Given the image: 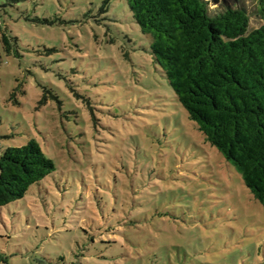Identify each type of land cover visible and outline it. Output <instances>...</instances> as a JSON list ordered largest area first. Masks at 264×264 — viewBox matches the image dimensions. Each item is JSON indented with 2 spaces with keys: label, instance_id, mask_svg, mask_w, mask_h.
Wrapping results in <instances>:
<instances>
[{
  "label": "rangeland",
  "instance_id": "374dc122",
  "mask_svg": "<svg viewBox=\"0 0 264 264\" xmlns=\"http://www.w3.org/2000/svg\"><path fill=\"white\" fill-rule=\"evenodd\" d=\"M104 1L0 0V154L35 138L56 164L0 207V264H264V205L189 118L126 0ZM209 2L264 24L255 0Z\"/></svg>",
  "mask_w": 264,
  "mask_h": 264
},
{
  "label": "trees",
  "instance_id": "16d2710c",
  "mask_svg": "<svg viewBox=\"0 0 264 264\" xmlns=\"http://www.w3.org/2000/svg\"><path fill=\"white\" fill-rule=\"evenodd\" d=\"M255 1L264 17V0ZM126 2L189 118L264 205V24L251 29L246 7L212 11L209 0ZM14 40L3 33L8 53L18 52ZM55 170L37 139L8 146L0 154V207L24 198Z\"/></svg>",
  "mask_w": 264,
  "mask_h": 264
}]
</instances>
